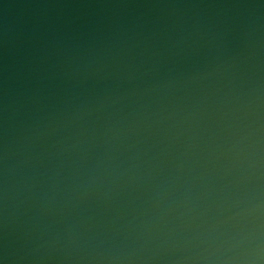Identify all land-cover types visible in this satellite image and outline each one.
I'll return each mask as SVG.
<instances>
[{
	"label": "water",
	"instance_id": "water-1",
	"mask_svg": "<svg viewBox=\"0 0 264 264\" xmlns=\"http://www.w3.org/2000/svg\"><path fill=\"white\" fill-rule=\"evenodd\" d=\"M0 264H264V0H0Z\"/></svg>",
	"mask_w": 264,
	"mask_h": 264
}]
</instances>
